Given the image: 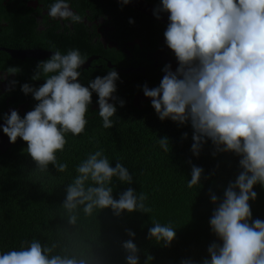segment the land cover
Instances as JSON below:
<instances>
[{"label":"clouds","instance_id":"clouds-1","mask_svg":"<svg viewBox=\"0 0 264 264\" xmlns=\"http://www.w3.org/2000/svg\"><path fill=\"white\" fill-rule=\"evenodd\" d=\"M129 2L118 0L122 5ZM159 10L169 13L163 35L178 67L172 71L170 64H166L157 87L142 86L144 96L151 98L160 120L190 122L193 155H199L208 138L217 151H232L241 157L239 166L243 171L228 184L209 220L222 244L212 243L208 247L210 259L203 264H264V221L255 219L249 223L252 213L248 203L257 196L254 185L264 186V0H160ZM47 15L82 22L67 0H55ZM129 23L134 21L129 18ZM85 61L78 49H70L66 54L57 49L49 59L38 62L32 78L43 75L45 82L38 88L21 85V91L31 93L38 103L23 118L18 111L11 110L4 116V125H0L10 143L18 137L26 142V151L41 172L47 171L49 164L58 172L67 169L66 163L57 161L56 153L64 150L66 133L77 136L84 132L93 92L98 96L103 127L113 126L110 117L115 115L116 107L108 101L116 99L112 94L119 74L111 70L84 86L78 82V69ZM18 71L17 67H9L6 72ZM119 103L123 106L124 101ZM183 135L186 137L187 133ZM158 143L165 152L169 151L167 137L160 138ZM76 172L78 175L67 185L62 203L70 214V223L76 222L81 207L87 216L104 208H111L117 216L124 210L151 212L145 204L146 194L137 195L131 187L120 193L118 199L113 198V177L131 183L132 175L119 161L115 167L110 166L103 150L90 153ZM202 172L201 167L192 166L189 188L199 184ZM88 181L91 184L86 186ZM210 199L216 203L218 197L213 194ZM152 224L148 238L170 245L176 235L174 229L157 221ZM126 231L128 236H135L130 229ZM56 247L55 243L47 245L35 239L22 242L19 250L0 254V264H85L75 257L53 254ZM122 247L128 253L127 264H138L136 244L129 239Z\"/></svg>","mask_w":264,"mask_h":264},{"label":"trees","instance_id":"trees-1","mask_svg":"<svg viewBox=\"0 0 264 264\" xmlns=\"http://www.w3.org/2000/svg\"><path fill=\"white\" fill-rule=\"evenodd\" d=\"M115 107V115L110 117L112 127L104 128L99 108L92 110L89 105L84 132L65 134L64 150L56 153L57 161L67 164L64 172L52 164L41 172L27 147L16 146L0 155V254L19 250L22 242L35 239L42 244L55 243L53 254L75 257L85 264H127L128 253L122 243L131 239L138 248V264H203L210 259L208 247L222 244L209 220L228 184L243 171L241 157L232 151H217L208 138L199 155H193L190 122L160 120L156 112L134 110L130 99L119 98ZM164 137L169 140L168 152L158 143ZM98 150H103L110 166L119 161L132 175L131 183L113 177V198L118 199L131 187L137 195L146 194L145 204L151 212L124 210L117 216L111 208H104L87 216L81 207L76 222H69L70 214L62 207L66 187L78 175L77 166ZM193 165L203 172L199 184L189 188ZM253 191L257 196L248 202L252 213L249 223L264 221V186L257 183ZM213 194L218 197L216 203L210 199ZM152 221L174 229L170 245L148 238ZM129 229L134 237L128 236Z\"/></svg>","mask_w":264,"mask_h":264},{"label":"flooded vegetation","instance_id":"flooded-vegetation-1","mask_svg":"<svg viewBox=\"0 0 264 264\" xmlns=\"http://www.w3.org/2000/svg\"><path fill=\"white\" fill-rule=\"evenodd\" d=\"M146 1L160 8V0ZM53 3L55 0H0V76L6 77L0 79V125H4V116L11 110L18 111L23 118L38 103L31 93L21 91V85H42L43 75L32 78L36 66L57 49L61 54L78 49L86 58L78 69V82L84 86L96 76L103 77L111 70L118 72L116 91L112 94L116 99H109V103L115 105L119 98L130 99L134 110L155 113L142 86L157 87L166 64H170L172 71L178 67L163 35L168 23L114 0H67L73 12L82 18V22L73 23L49 17L47 11ZM129 18L134 23L130 24ZM9 67L19 71L9 74ZM97 100L93 92L92 110L99 106ZM16 146L27 147L19 137L10 143L0 128V155L10 153Z\"/></svg>","mask_w":264,"mask_h":264},{"label":"water","instance_id":"water-1","mask_svg":"<svg viewBox=\"0 0 264 264\" xmlns=\"http://www.w3.org/2000/svg\"><path fill=\"white\" fill-rule=\"evenodd\" d=\"M114 1L118 2V0H114ZM126 5L132 6V7L136 8L137 10H139V11L143 12L144 14H147L153 18L158 19L157 16H159V20H163V21L169 23V21H168L169 13L160 11L159 7L149 4L146 0H130V2ZM154 10H155L156 14H154ZM94 108H99V106H94Z\"/></svg>","mask_w":264,"mask_h":264}]
</instances>
